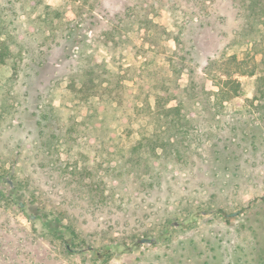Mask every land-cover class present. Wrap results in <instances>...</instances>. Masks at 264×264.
<instances>
[{
  "label": "rangeland",
  "instance_id": "obj_1",
  "mask_svg": "<svg viewBox=\"0 0 264 264\" xmlns=\"http://www.w3.org/2000/svg\"><path fill=\"white\" fill-rule=\"evenodd\" d=\"M259 3L0 0V264H264Z\"/></svg>",
  "mask_w": 264,
  "mask_h": 264
},
{
  "label": "trees",
  "instance_id": "obj_2",
  "mask_svg": "<svg viewBox=\"0 0 264 264\" xmlns=\"http://www.w3.org/2000/svg\"><path fill=\"white\" fill-rule=\"evenodd\" d=\"M33 1V0H31ZM252 9H250L249 11H251V15H254L255 10L259 11V9L264 8V0H261V3H259V5H251ZM10 53V48L9 46L5 43V40H1V35H0V65L3 64L5 62L6 57H8ZM231 60L235 63V67H236V71L241 72V73H248V74H253L254 72V68H255V62L253 61V57L251 58L252 64L250 65V69L246 70L247 63L244 58L243 59H238L237 55L233 54L231 55ZM223 63V62H222ZM212 64V62H211ZM224 65H227V63L225 62ZM86 72L81 73L79 76H82L84 78H80V80L76 81V75L72 74L69 75L70 76V80H69V84L68 86L76 91L78 93L77 98L79 100H84L86 101L90 96L93 95H97V97H102L101 95V91H102V84H101V76L100 74H97V72L94 70V68H89V69H84ZM121 88V87H119ZM113 88H110V93L113 91ZM240 84L237 80H235L234 78H229L225 81H223L221 83V85L219 86L218 90L216 91L215 95H216V99H218L220 101V103H223V101H227L233 98H240L241 94H240ZM156 95V102L153 103V105H150V109L151 108H155L156 111H164L161 110L165 109L164 106L166 103L165 100H161V96H160V91L155 93ZM121 96V97H120ZM120 99H117V101L120 103L118 107H115L113 105H111V102L113 100L110 99H106L104 100V103L101 105H96V112L100 113V111L105 115V116H115L118 117L119 115L122 116H126L125 114V110L123 108V105L121 104L122 102V95H119ZM117 108V113H116V109ZM101 109V110H98ZM167 111H169V108L167 109ZM122 116L120 118H122ZM106 120V119H105ZM113 128H110V131H112ZM7 183H11L10 180H6ZM19 206H22L23 203L22 202H18ZM150 241L155 242L154 238H150ZM67 241L64 240L65 243V248L67 247L66 244Z\"/></svg>",
  "mask_w": 264,
  "mask_h": 264
},
{
  "label": "water",
  "instance_id": "obj_3",
  "mask_svg": "<svg viewBox=\"0 0 264 264\" xmlns=\"http://www.w3.org/2000/svg\"><path fill=\"white\" fill-rule=\"evenodd\" d=\"M147 240L150 241V239H148V238H141L140 242L147 241Z\"/></svg>",
  "mask_w": 264,
  "mask_h": 264
},
{
  "label": "flooded vegetation",
  "instance_id": "obj_4",
  "mask_svg": "<svg viewBox=\"0 0 264 264\" xmlns=\"http://www.w3.org/2000/svg\"><path fill=\"white\" fill-rule=\"evenodd\" d=\"M87 249H88V250H90V249L92 250V247H88Z\"/></svg>",
  "mask_w": 264,
  "mask_h": 264
}]
</instances>
